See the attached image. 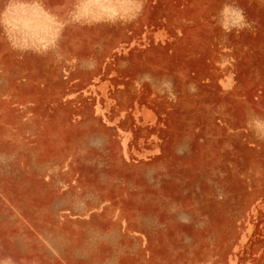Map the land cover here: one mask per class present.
<instances>
[{
  "label": "rangeland",
  "instance_id": "1",
  "mask_svg": "<svg viewBox=\"0 0 264 264\" xmlns=\"http://www.w3.org/2000/svg\"><path fill=\"white\" fill-rule=\"evenodd\" d=\"M0 264H264V0H0Z\"/></svg>",
  "mask_w": 264,
  "mask_h": 264
},
{
  "label": "bare ground",
  "instance_id": "2",
  "mask_svg": "<svg viewBox=\"0 0 264 264\" xmlns=\"http://www.w3.org/2000/svg\"><path fill=\"white\" fill-rule=\"evenodd\" d=\"M96 26H97V25H96ZM96 26H95V27H96Z\"/></svg>",
  "mask_w": 264,
  "mask_h": 264
}]
</instances>
